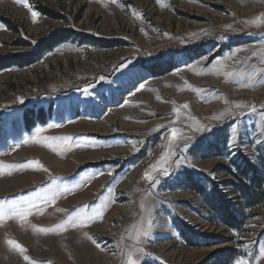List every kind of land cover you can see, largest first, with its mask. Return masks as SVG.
Wrapping results in <instances>:
<instances>
[{"label": "rangeland", "instance_id": "374dc122", "mask_svg": "<svg viewBox=\"0 0 264 264\" xmlns=\"http://www.w3.org/2000/svg\"><path fill=\"white\" fill-rule=\"evenodd\" d=\"M64 31L119 47L68 42L0 71V202L39 206L0 222V264H126L135 248L139 264H256L264 194H243L231 172L249 164L264 178V79L226 73L264 72V0H0V60ZM168 63L167 74L147 70ZM172 127L181 135L170 143ZM169 150L165 176L153 166ZM85 206L103 215L74 227ZM232 213L236 230L225 224Z\"/></svg>", "mask_w": 264, "mask_h": 264}, {"label": "snow or ice", "instance_id": "6c2138e0", "mask_svg": "<svg viewBox=\"0 0 264 264\" xmlns=\"http://www.w3.org/2000/svg\"><path fill=\"white\" fill-rule=\"evenodd\" d=\"M113 2H115V0H113ZM17 3L25 4L26 0H17ZM30 11H31V8H30ZM32 16L33 18H36L38 16V13H36L35 11H32ZM226 75L229 77L238 76L239 82H243L246 78L247 81L253 85L260 84L261 80L264 79V72L260 71L258 67L256 66H254L253 69L248 73H239V74L226 73ZM140 86L142 87V85ZM261 86H264V84H261ZM83 92L86 95L91 94L88 89H84ZM21 103H23V100H21ZM225 103H227V101H225ZM183 107L187 108L188 105L185 104ZM236 107L239 108V107H244V106L237 104ZM248 107H251V110L253 113L257 111L255 105H249ZM177 115H179V111H177ZM213 118L219 119L221 117H213ZM261 119L264 120V115L261 116ZM195 130L198 132L202 130H206L209 132L212 131L210 126L205 128L204 126L199 125L198 122H197V127ZM180 135H181V130L176 127H172L170 129V143L175 142L180 137ZM261 135H264V124H262L261 126ZM237 137H238V127L233 128L232 130V133L230 136L232 143L237 142ZM185 138L190 139V137H185ZM71 139H72L71 137L64 138L66 142L70 141ZM184 147L186 151L189 146L185 145ZM173 155H175V153L171 152V150H169V152H167L165 155H162L157 165L153 166V170L161 171L165 176L170 175V170H169L167 162L169 158ZM32 163L39 165L38 161H33ZM25 166H28V165H25ZM175 167L179 168L180 164L177 163ZM51 179L55 180L56 178L52 177ZM145 179L152 181L153 177L148 172H145ZM34 208L38 209L39 206L31 200H21V202L19 203L15 201L0 202V222H3L4 220H7V219H13V218L20 220V221H24L32 214V211ZM102 215H103L102 212H98L93 215H88L87 206H85L81 210L77 211L74 215H72L71 219L68 222L71 223L74 227L75 226H87L89 222L93 221L98 216H102ZM59 227L62 228L63 225ZM151 227H152V220L148 219L146 221V227L142 226L141 229L139 230V234L137 236V243L139 242L140 237H145V238L148 237ZM38 231L44 234L55 233L57 231V228H39ZM7 243L13 249L19 251L20 253H24L26 251V249H24L22 245H20L18 242L14 240H8ZM137 254H145V253H143V250L140 248H135L134 250L132 249L128 250L125 253L127 257L126 264H139L138 260L135 258ZM24 259L27 261L29 260V257L25 255ZM260 259H264V246L259 247L258 257L256 258V264H259ZM30 264H36V262L32 261L30 262ZM235 264H249V262L245 261L244 259H238L235 261Z\"/></svg>", "mask_w": 264, "mask_h": 264}, {"label": "trees", "instance_id": "16d2710c", "mask_svg": "<svg viewBox=\"0 0 264 264\" xmlns=\"http://www.w3.org/2000/svg\"><path fill=\"white\" fill-rule=\"evenodd\" d=\"M47 17H49L52 20H59V17L56 15H53L50 12H45L44 13ZM68 42H77L80 44H88L90 46L96 47V48H101V49H113L116 47H119L118 43H107L99 39H95L90 36H85L78 34L73 31H64L60 32L56 35H54L52 38L49 40L42 42L39 44L37 49L30 55L28 56H13L10 58H4L0 60V71L6 70V69H11V68H24V67H29L37 63L43 54L47 52L53 51L55 48L59 47L62 44L68 43ZM147 70L154 76H161L164 74H167L173 70L172 63H168L165 65L161 66H154V67H149ZM38 122L40 124H44V119L42 116V111L39 116L36 117ZM29 119V115H26V125L27 129L29 130L32 125ZM235 169L237 170L236 173H232L233 177L239 182L240 184V190L242 193L247 195L248 197H259L260 195L264 194V178L261 177L257 170L249 164H246L245 166H240L235 164L234 165ZM193 178H190L189 181L192 183ZM196 188L202 191L203 187L200 186L199 184L192 183ZM196 184V185H195ZM221 214V211H218ZM223 216V215H222ZM230 219V221H226L225 223L227 226L232 228L233 230H236L237 224H239V219L232 213V215H227ZM183 238L187 240L186 233L182 232L181 233Z\"/></svg>", "mask_w": 264, "mask_h": 264}]
</instances>
